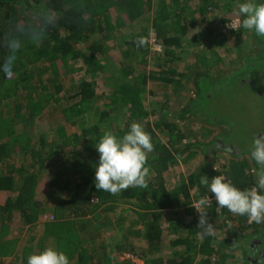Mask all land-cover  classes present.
Wrapping results in <instances>:
<instances>
[{
  "label": "trees",
  "instance_id": "trees-1",
  "mask_svg": "<svg viewBox=\"0 0 264 264\" xmlns=\"http://www.w3.org/2000/svg\"><path fill=\"white\" fill-rule=\"evenodd\" d=\"M238 1L0 0V63L8 55L3 35L14 24L31 23L32 12L42 7L59 16L39 46L25 41L13 70L0 72V195L5 197L0 204V264L7 257H12V264H27L30 254L46 247L63 251L69 264H123L109 255L111 251L106 252L110 246L119 253H135L144 264H226L227 248L239 249L237 240L231 242L215 234L199 238L192 193H198L199 198L213 196L200 184L201 175L210 180L222 173L241 190L253 187L255 179L245 175V164L236 171L224 169V162L207 172L211 157L198 172L187 176L180 172L174 178L181 155L197 146L190 143L180 148L186 135L168 115L190 72L187 62L179 64L180 57L188 55L205 34L209 40L212 33L205 25L211 10L224 12L219 21L226 23L237 16ZM149 32L161 52H150V40L145 47H136L134 40ZM237 35L229 30L217 37L221 42ZM110 41L121 50V60L113 62L105 46ZM212 48L207 53L216 55ZM198 75L195 73L194 82ZM97 83L106 93L97 94ZM48 100L64 102L55 117L60 120L55 128L51 127L52 118H42ZM5 102L12 104V114ZM190 115L186 104L176 117ZM133 122L143 125L154 146L147 154V188L129 187L119 195L97 190L99 153L95 145L105 130L119 138ZM159 134L166 144L161 143ZM206 147L198 144L200 150ZM125 203L133 213L140 210L148 216L141 230L137 224L123 229L120 218L115 223L108 218ZM44 206L54 220L40 224ZM166 215L172 217L168 231L174 235L165 243L171 250L168 259L157 250L163 242ZM102 228L112 230V237L100 241ZM238 232L242 233L241 228ZM129 236L145 240L149 256L135 251L128 244ZM242 255L247 257L244 251Z\"/></svg>",
  "mask_w": 264,
  "mask_h": 264
},
{
  "label": "rangeland",
  "instance_id": "rangeland-1",
  "mask_svg": "<svg viewBox=\"0 0 264 264\" xmlns=\"http://www.w3.org/2000/svg\"><path fill=\"white\" fill-rule=\"evenodd\" d=\"M244 2H246V0H239L236 3L237 11L238 5ZM256 3H264V0H256ZM222 4L224 3L220 1L221 6ZM223 13L224 12L221 10H211L208 13L209 21L205 27L207 31L209 30L212 33L210 38H208L209 40L205 39L207 37L205 34L203 38L198 39L197 42L195 41L194 44L196 45L188 55H184L179 59V64L181 66H184V63L187 62L190 72L188 78L185 79L175 99L171 103L168 119L171 123H175L181 132L186 135V140L183 141L180 148L190 143L201 145H211L213 143L221 144L226 142L228 140L227 137H229V142L242 143L245 141L243 147L245 150H248L251 147L253 136H255L254 134L264 129V49L259 53L261 44L264 45V37L256 35V37L259 38V40H256L253 31L245 30L242 27H236L230 30L238 34L236 38L220 42L217 35L219 33H228V31L223 32V27L229 25L228 23L234 20L243 19L242 16H236L226 23H220L219 19ZM192 39L193 38H189L187 40L192 41ZM105 46L109 48L113 62L121 60V50L114 48L112 41ZM211 47H213L212 50H215L216 55H211L210 52L207 53ZM158 49L159 47L154 46L150 41V52L157 53ZM258 54L260 55L259 58L256 57ZM149 60L153 61L152 56ZM202 62L206 65H202ZM73 66L74 68L79 67L77 63L73 64ZM195 73L201 74L196 76L198 78V80L195 81L196 83L194 82ZM78 74L79 73L75 74V78L77 79L80 77ZM44 78L46 80V77ZM96 87L97 94L106 93V89L102 87L101 83H97ZM48 101L50 102V100ZM4 104H6V108L12 114V104H7L6 102ZM186 104L192 115L185 116L184 119H177V113ZM63 106V101L58 104H55L53 101L48 103V110L44 113L42 118L49 117V120L52 118L54 120V122L50 120L52 128H55L59 124L60 120L55 117ZM38 122L39 121L36 120L35 125H38ZM17 128L20 130L21 126L18 125ZM230 133L232 134L230 135ZM158 137L162 144H166V140L162 135L159 134ZM213 155L214 156L209 159V162L212 160L211 164L205 168L204 163L207 161V155L198 148H192L189 153H183L181 155V161L176 170L177 172H183L185 176L198 172L200 168H205V171L210 172L211 168L218 167L220 164L224 163L227 158L220 152H216ZM182 158L186 160L183 161ZM234 170L237 171V168ZM192 196L194 201L199 198L198 193H192ZM4 200V195H0V204ZM45 201L49 202L47 199ZM122 207H125V205L120 206V208ZM45 212L51 214L47 206H44V211L39 215L38 223L45 224V222L40 220V217ZM125 215H127L129 220L134 217V214H129L127 212L124 214V212L122 213L115 209L108 218H111L113 221L115 217L120 218V216L124 217ZM247 219V216H240L242 225L250 226L254 224L249 222V220L247 221ZM215 223L216 227L212 224L216 229L213 234H218L220 230L219 227L222 229V226L219 221ZM100 230H102L101 241L105 240V237H112L108 229L104 230V228H102ZM23 235L29 236L27 232H23ZM249 237L248 233H241L236 237L238 238L237 245L247 256L248 251L253 252L256 251L257 248V246H251L252 249H247L245 247V245H248L250 243L249 241H251ZM259 239L262 240L261 243H264V237H260ZM229 240L233 242V238ZM134 244L137 246L140 242L135 240ZM232 246L233 245H231V247ZM236 248L237 246L235 249ZM106 250V252L111 251L109 255L117 259V256L121 254L115 251L113 246L107 247ZM258 250H261V248ZM226 252L229 255V258L226 259L227 264H248L246 259L248 260L249 257L244 258L240 250H234V248L230 250L227 248ZM9 260H13L12 257H8V260L3 261V264L9 262ZM102 263L104 264L105 261Z\"/></svg>",
  "mask_w": 264,
  "mask_h": 264
},
{
  "label": "clouds",
  "instance_id": "clouds-1",
  "mask_svg": "<svg viewBox=\"0 0 264 264\" xmlns=\"http://www.w3.org/2000/svg\"><path fill=\"white\" fill-rule=\"evenodd\" d=\"M236 14L243 17L235 22L237 27L254 31L257 36L264 37V3L246 0L238 5ZM31 19V23L14 24L3 35V47L8 50V55L0 63V72L10 73L13 70L17 53L25 41L39 46L46 39L49 29L55 27L59 16L51 9L42 7L32 12ZM151 36V32L148 36H138L134 40L136 47L148 45ZM95 147L99 153V162L95 169L97 190L119 195L129 187L147 188L150 179V168L146 166L147 154L153 151L154 146L151 136L141 123H131L129 130L119 138L114 132L105 130ZM249 153L257 165L253 169V187L241 190L222 175L214 176L210 180L201 175L199 182L207 186L220 208H226L234 215L247 216L249 222L261 224L264 223V132L253 137ZM211 204L209 196H202L193 206L199 217L197 228L200 231L197 234L201 240L216 230L208 222L207 209ZM232 227L231 221H227V228ZM27 264H69V259L63 251L46 247L41 252L30 254Z\"/></svg>",
  "mask_w": 264,
  "mask_h": 264
},
{
  "label": "crops",
  "instance_id": "crops-1",
  "mask_svg": "<svg viewBox=\"0 0 264 264\" xmlns=\"http://www.w3.org/2000/svg\"><path fill=\"white\" fill-rule=\"evenodd\" d=\"M213 156L214 155H211V158ZM230 159H227L226 158L224 169L226 168V169L234 170V169L238 168L239 167L238 166V161L235 160V159H233V158H230ZM222 164H224V163H222ZM249 171H250V169H248V167H247V169L244 170L245 175L246 176H249L250 175V176H252V178L255 179V177L253 176V174L251 172H249ZM180 172L181 171H178V172L176 171V172H174L172 174V176L175 178L176 175H177V173H180ZM181 173H183V172H181ZM241 180L244 181L243 178ZM230 182L232 183V181H230ZM192 199H193V196H192ZM193 202H195V201L193 200ZM122 205L123 206L125 205V207L120 208V206H122ZM122 205H118L117 210L119 212H122V213L124 212V214H126V212L129 213V214H134V217H132L130 220L128 219L127 215H125L124 217L123 216H120L119 221L121 222L120 224L123 226L122 228L123 229H126L129 226V224H135V225L137 224V227L140 228V230H141V228H142L141 223L148 216L147 215L145 216L142 213V211H140V210L139 211L138 210L137 211L135 210V213H133L132 211H134V210L127 203L122 204ZM212 208L215 209L214 206H210V208L207 209L208 222L211 223V224H214L215 227H216V223L215 222L219 221L221 223L222 229H221V227H219L220 228L219 233L218 234H215L218 238H220V239L221 238H224V239H226V238L232 239L233 238V242H234V241H236L238 239L236 237L240 235L239 232H238L240 230V228H241L242 233H248L249 234L250 228L252 227L253 224L250 225V226L249 225H246L245 226L244 224L242 225V223L240 222V216L234 215V214L230 213L228 211V209H226V208H220L219 207L218 210L220 211V214L215 213L216 212V209L214 211H210ZM120 210H122V211H120ZM218 217H221V218H218ZM171 218L172 217H170L169 215H166L165 218H164V221L162 223V241L163 242H162V245L160 244L157 247L158 252H160L161 256L163 258H165V259H168L169 254H171V250L166 249V247H165L166 244L165 243L168 242V240H170V239H172L174 237V235L173 234L170 235L169 234V231H168V226H169V223L171 222ZM117 219L118 218L115 217L113 219V221H112V219L110 218L111 222H113V223L117 222L118 221ZM227 221H231V223L233 225V227L231 229H228L227 228ZM247 221H248V219H247ZM252 223H255V222H252ZM255 225H256V223H255ZM263 225H264V223H261V224H257L256 226H258V228H259V226L261 227ZM115 226L116 225H113V227H115ZM243 229H244V231H243ZM104 230H105V228H104ZM99 231H100L99 233L101 234V231L102 230L99 229ZM234 233L236 235H234ZM109 234H112V230H109ZM212 235H214V234H212ZM129 238L130 239L128 240V244L131 247H133L135 251L139 250L143 254L149 256L148 244H147V242L145 240H140L137 237H133V236L132 237L129 236ZM135 240H138L140 242V244H137V246H135V244H134L135 243ZM234 250H240L241 252H243V250L241 248H239V249H237V248L235 249L234 248ZM5 260L7 261L8 260V257L6 259L3 258L1 260V264H3V261H5ZM12 263H13V260H9V262L4 263V264H12Z\"/></svg>",
  "mask_w": 264,
  "mask_h": 264
},
{
  "label": "flooded vegetation",
  "instance_id": "flooded-vegetation-1",
  "mask_svg": "<svg viewBox=\"0 0 264 264\" xmlns=\"http://www.w3.org/2000/svg\"><path fill=\"white\" fill-rule=\"evenodd\" d=\"M256 40H258V39L256 38ZM263 49H264V45L262 44L259 53ZM259 56L260 55L258 54L256 57L259 58ZM257 58H255V59H257ZM260 60H261V58H260ZM262 132H264V129H262L261 131H258L256 134H254V133L253 134L255 136H259ZM231 134L232 133H230V135ZM249 135H251V134H249ZM227 138H228V140L226 142L223 141L224 143H221V144L213 143L209 146L206 145L207 147L205 149L201 148L200 151H203V152L206 151L205 155H207L206 156L207 158L211 157V155H213L216 152H220L222 155L227 157V159L233 158V159L238 161V166L245 164L248 167V169H250L249 172H251L253 174V176L255 177L253 169L256 168L257 165L250 158V153H249L250 148L248 150L244 149L243 145H244L245 141H243V142L241 141L242 143L238 144L239 142H229V137H227ZM194 145H196L198 148V144H194ZM251 145H252V143H251ZM201 146L205 147V145H201ZM226 148H228L231 152H227ZM256 225H252V227L250 228L248 236H250L249 238L251 241H249L250 243L248 245H245V247L248 249V248H251V246H253V247L257 246V248L258 249L261 248V250H258L256 248V251H253V250H252L253 252L248 251V256L246 257V258L249 257L248 260L246 259L248 264H264V247L261 246L262 240L259 239L260 237H264V225L261 226L262 228L260 226L258 228V226H256ZM242 254H243V252H242Z\"/></svg>",
  "mask_w": 264,
  "mask_h": 264
},
{
  "label": "built area",
  "instance_id": "built-area-1",
  "mask_svg": "<svg viewBox=\"0 0 264 264\" xmlns=\"http://www.w3.org/2000/svg\"><path fill=\"white\" fill-rule=\"evenodd\" d=\"M237 20H234L230 23H228L229 25H225L223 27V32H227L229 30H233V28L235 29L237 26H236V22ZM154 46H157L159 47V49L157 50L158 52H161V48L160 46H158L154 40V38H152L150 40ZM218 175H222L224 176V174L222 173H219ZM225 179L230 182L229 179L226 178V176H224ZM231 183V182H230ZM205 196H209L210 199L212 200V204L211 206H214L215 209H216V212L217 214H220V211L218 210L219 206L216 204L215 202V198H214V195L213 196H210V195H205ZM198 200H196L195 202L192 203V207L195 205V203L197 202ZM93 203L96 202V199L92 200ZM195 213L198 215V213L196 212L195 208L193 207ZM40 220L45 222V223H48V222H52L54 220L53 218V215L52 214H49V212H45L41 217H40ZM118 257V260L122 263H125V264H143V260L137 256H135L134 254L130 253V252H123L121 253Z\"/></svg>",
  "mask_w": 264,
  "mask_h": 264
},
{
  "label": "water",
  "instance_id": "water-1",
  "mask_svg": "<svg viewBox=\"0 0 264 264\" xmlns=\"http://www.w3.org/2000/svg\"><path fill=\"white\" fill-rule=\"evenodd\" d=\"M223 148V147H222ZM227 149V152H231L228 148ZM224 150V149H223ZM226 151V150H225ZM262 247H264V243L261 244Z\"/></svg>",
  "mask_w": 264,
  "mask_h": 264
}]
</instances>
